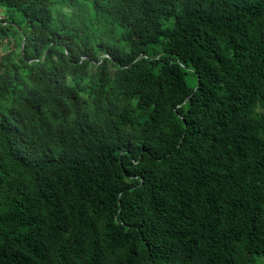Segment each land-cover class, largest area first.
<instances>
[{
    "label": "trees",
    "instance_id": "1",
    "mask_svg": "<svg viewBox=\"0 0 264 264\" xmlns=\"http://www.w3.org/2000/svg\"><path fill=\"white\" fill-rule=\"evenodd\" d=\"M0 264H264V0H0Z\"/></svg>",
    "mask_w": 264,
    "mask_h": 264
},
{
    "label": "rangeland",
    "instance_id": "2",
    "mask_svg": "<svg viewBox=\"0 0 264 264\" xmlns=\"http://www.w3.org/2000/svg\"><path fill=\"white\" fill-rule=\"evenodd\" d=\"M9 47H10V45H6V44H5V45H2V46H1V48H2V49H1L2 52H3V53L6 52V51L9 49Z\"/></svg>",
    "mask_w": 264,
    "mask_h": 264
}]
</instances>
